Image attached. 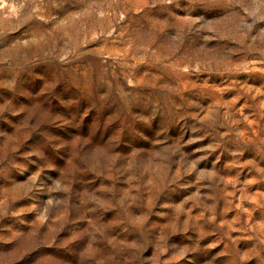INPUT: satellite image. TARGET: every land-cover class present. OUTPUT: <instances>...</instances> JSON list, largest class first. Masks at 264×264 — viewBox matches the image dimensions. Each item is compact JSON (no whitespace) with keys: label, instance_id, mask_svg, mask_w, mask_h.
<instances>
[{"label":"clouds","instance_id":"clouds-1","mask_svg":"<svg viewBox=\"0 0 264 264\" xmlns=\"http://www.w3.org/2000/svg\"><path fill=\"white\" fill-rule=\"evenodd\" d=\"M0 264H264V0H0Z\"/></svg>","mask_w":264,"mask_h":264}]
</instances>
